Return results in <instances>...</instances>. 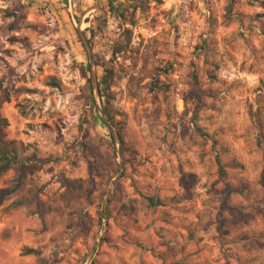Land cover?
<instances>
[{"label": "rangeland", "instance_id": "rangeland-1", "mask_svg": "<svg viewBox=\"0 0 264 264\" xmlns=\"http://www.w3.org/2000/svg\"><path fill=\"white\" fill-rule=\"evenodd\" d=\"M75 1L0 0L5 138L50 158L0 204V264H264V0L193 7L179 110L178 0Z\"/></svg>", "mask_w": 264, "mask_h": 264}, {"label": "trees", "instance_id": "trees-1", "mask_svg": "<svg viewBox=\"0 0 264 264\" xmlns=\"http://www.w3.org/2000/svg\"><path fill=\"white\" fill-rule=\"evenodd\" d=\"M156 2H160L161 0H155ZM108 6L111 8L113 4L111 0L108 3ZM99 24H101L99 22ZM88 40V39H87ZM89 42V40H88ZM90 44V42H89ZM84 75H87V71H84ZM87 89H88V97L92 98L91 93V84L89 78L87 79ZM103 79L98 81V92L99 95H103ZM0 96H2V100L8 99L7 90L0 85ZM105 113L107 114V109L104 108ZM111 120V118H109ZM7 125V120L0 113V174H3L9 170H12L14 173V177L11 183L5 187L0 188V204L10 197L18 195L24 188V182L28 175H32L42 168L44 164L50 161V158L39 157L35 152L30 154H24V147L21 142H17L15 140H8L5 138L4 128ZM121 141V138H119ZM221 170V167H220ZM81 179H76L74 182L79 183ZM81 187V186H80ZM189 188L186 187V192H188ZM17 203H24V196H20L17 198ZM153 202V199H149Z\"/></svg>", "mask_w": 264, "mask_h": 264}, {"label": "built area", "instance_id": "built-area-1", "mask_svg": "<svg viewBox=\"0 0 264 264\" xmlns=\"http://www.w3.org/2000/svg\"><path fill=\"white\" fill-rule=\"evenodd\" d=\"M202 0H178L179 12L181 14L184 32L179 36V44L183 48V57L179 64L174 65V68L169 72L170 76V98L176 110L183 108L184 95L186 92L185 82V64L188 56L193 52L195 45V37L198 33L196 25V13L194 6L198 5Z\"/></svg>", "mask_w": 264, "mask_h": 264}, {"label": "water", "instance_id": "water-1", "mask_svg": "<svg viewBox=\"0 0 264 264\" xmlns=\"http://www.w3.org/2000/svg\"><path fill=\"white\" fill-rule=\"evenodd\" d=\"M99 1L100 0H96L95 3L92 6H89L87 8V10H90L92 8H97ZM78 33H79V36L81 38V41H82V43H83V45H84V47L86 49V52L88 54L90 63L93 66V57H92V54H91V51H90L89 44H88L86 38L84 37V35L79 31V29H78ZM91 83H92V91H93L94 98L96 99V105H97L98 111H99L102 119L104 120V122H106V123L109 124V121L106 118L103 109L100 107V105H99V103L97 101V98H98V85H97V78H96V73H95V70L94 69L91 70ZM88 256H86L85 258H83V260L81 261L80 264H83L84 261H85V259L88 258Z\"/></svg>", "mask_w": 264, "mask_h": 264}, {"label": "crops", "instance_id": "crops-1", "mask_svg": "<svg viewBox=\"0 0 264 264\" xmlns=\"http://www.w3.org/2000/svg\"><path fill=\"white\" fill-rule=\"evenodd\" d=\"M31 1H33L35 3H40V4H48L50 6H55V7L66 5V2H67V0H31ZM75 2L79 3V0H76Z\"/></svg>", "mask_w": 264, "mask_h": 264}]
</instances>
